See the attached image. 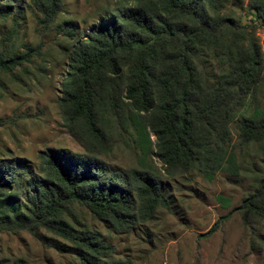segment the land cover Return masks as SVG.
Segmentation results:
<instances>
[{
  "label": "trees",
  "instance_id": "obj_1",
  "mask_svg": "<svg viewBox=\"0 0 264 264\" xmlns=\"http://www.w3.org/2000/svg\"><path fill=\"white\" fill-rule=\"evenodd\" d=\"M229 1L113 0L98 24L78 34L85 38L69 53L58 107L83 151L47 147L37 154L36 173L21 159H0V233L39 236L44 229L71 242L81 264H131L112 259L113 247L98 232L75 230L64 220L79 204L114 231H127L169 207L148 166L119 170L106 161L113 130L132 129L140 152L154 148L169 177L236 174L235 150L258 143L263 175L239 209L244 220L264 218V122L240 112L259 89L264 56L255 25L236 18ZM10 3L0 0V17L13 14L17 21L20 10ZM32 3L44 25L62 7V0ZM246 9L264 23V0H247ZM29 59L30 51L1 52L0 76Z\"/></svg>",
  "mask_w": 264,
  "mask_h": 264
},
{
  "label": "rangeland",
  "instance_id": "obj_2",
  "mask_svg": "<svg viewBox=\"0 0 264 264\" xmlns=\"http://www.w3.org/2000/svg\"><path fill=\"white\" fill-rule=\"evenodd\" d=\"M7 2V1H6ZM8 3V2H7ZM113 0H62L54 21L44 25L32 0H11L14 15L0 17V53L30 51L10 73L0 76V159L18 158L37 172V154L47 147L77 154L80 144L66 131L58 107L61 82L68 68L69 53L84 29L100 22ZM247 0H230L226 8L243 22L255 25L264 56V23L246 9ZM72 28L74 35L68 36ZM240 112L264 122V70L257 92L247 98ZM231 130L236 141L234 123ZM133 130H113L112 151L105 158L112 167L148 166L160 179L169 198L168 208L127 231H114L79 204H73L64 220L75 230L98 232L113 247L111 258L131 264H261L264 259V218L243 219L239 209L263 175L261 147L249 143L236 149V174L220 169L211 178L195 171L169 177L155 149L143 155L133 141ZM151 141L155 138L150 133ZM24 195L15 201L24 202ZM213 232L206 234L213 225ZM79 251L68 240L39 230L0 233V264H81Z\"/></svg>",
  "mask_w": 264,
  "mask_h": 264
}]
</instances>
